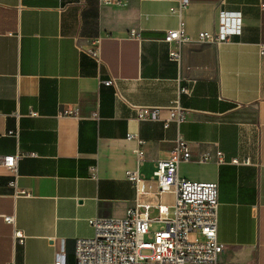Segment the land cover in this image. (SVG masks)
Wrapping results in <instances>:
<instances>
[{
  "label": "crops",
  "instance_id": "obj_1",
  "mask_svg": "<svg viewBox=\"0 0 264 264\" xmlns=\"http://www.w3.org/2000/svg\"><path fill=\"white\" fill-rule=\"evenodd\" d=\"M181 1L189 3L183 8ZM263 4L0 0V156L32 154L18 165L19 185L31 196L15 197L12 173L0 166V264H74L76 239L94 234L90 218L125 217L137 200L167 204L172 192L160 193L151 176L179 131L193 156L179 164L180 177L219 184L221 259L264 264ZM220 9L241 14V32L218 44L198 42L200 31L219 30ZM181 22L193 40L179 64L165 37ZM96 39L100 60L88 51ZM177 98L187 118L165 128ZM141 107L159 119H139ZM17 129V137L10 134ZM139 147V169L151 186L140 195L127 179L138 167ZM219 150L224 163L215 160ZM204 153L212 160L200 161ZM246 157L251 164L231 163ZM11 214L26 235L23 245H13L14 227L4 220Z\"/></svg>",
  "mask_w": 264,
  "mask_h": 264
},
{
  "label": "built area",
  "instance_id": "obj_2",
  "mask_svg": "<svg viewBox=\"0 0 264 264\" xmlns=\"http://www.w3.org/2000/svg\"><path fill=\"white\" fill-rule=\"evenodd\" d=\"M100 4H120L123 0H96ZM188 1H181L185 8ZM264 8V4L262 5ZM219 30L216 33L204 30L197 35L200 43H221L230 40L234 35L239 34L242 29V16L240 13L228 12L225 9L219 11ZM131 35L140 38L141 35L132 30ZM184 27V23L166 34L165 41L170 45V59L181 64L183 48L191 42ZM90 55L100 60L101 42L100 39L93 40ZM259 53L264 66V42L259 44ZM112 84V80L104 82ZM184 93L191 94V90L183 88ZM66 114L77 115V110L66 109ZM188 110L182 105L179 98L172 101L170 106V118L164 123L169 126V121L182 124L187 118ZM36 114V113H33ZM92 118L99 119V113L94 112ZM139 119H159L157 113L150 109L141 107L138 109ZM10 134L18 136L19 131L12 130ZM129 138H136L129 134ZM140 144L144 142L138 139ZM134 152L138 156V167L127 172V179L136 188L138 195L150 191L145 175L140 171L139 166L143 164L144 151L141 147ZM26 152L18 150L12 155L0 156V166L12 173L13 178L9 181L13 188L14 196H31V193L21 188L18 182V165L21 158L29 156ZM212 156L204 153L199 160L211 161ZM193 160L192 152L188 141L179 131L170 156L160 159L155 164V170L151 180L155 181L160 193L173 192L175 194L172 206L158 203L155 206L148 202L137 200L136 204L128 208L125 217H93L89 219L94 229L91 237L77 238L75 241V263L74 264H239L223 261L221 253L223 245L218 240L219 226V184L217 182H200L179 175V164ZM215 160L218 163L226 162L222 151L216 152ZM233 164H251L249 157L240 160L234 158ZM92 178H97V169H91ZM154 208L157 215L152 216ZM172 208V215L170 214ZM4 220L12 224L13 245H23L26 235L17 227L14 214L4 215ZM154 222L160 223L158 230H152ZM199 233L204 239L190 235ZM6 264H16L14 261ZM53 264H63L55 260Z\"/></svg>",
  "mask_w": 264,
  "mask_h": 264
},
{
  "label": "rangeland",
  "instance_id": "obj_3",
  "mask_svg": "<svg viewBox=\"0 0 264 264\" xmlns=\"http://www.w3.org/2000/svg\"><path fill=\"white\" fill-rule=\"evenodd\" d=\"M174 200H175V194L173 192L172 193H167L165 195V197H164L165 203L169 204L170 206H172L174 204ZM170 214L172 215V208H171ZM160 225H161L160 223H155V226H154V228L152 230L153 231L154 230H158ZM190 238L193 239L194 235L191 234Z\"/></svg>",
  "mask_w": 264,
  "mask_h": 264
}]
</instances>
